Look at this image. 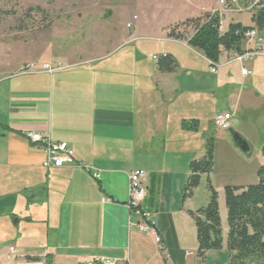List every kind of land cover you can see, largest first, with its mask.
Returning <instances> with one entry per match:
<instances>
[{
	"label": "crops",
	"instance_id": "1",
	"mask_svg": "<svg viewBox=\"0 0 264 264\" xmlns=\"http://www.w3.org/2000/svg\"><path fill=\"white\" fill-rule=\"evenodd\" d=\"M218 1L149 0L162 18L151 26L145 12L144 17L127 14L124 28L116 32L117 45L105 56L70 65L32 62L51 71L23 73L19 65L0 74V264H45L47 256L52 264L97 259L206 263L210 252L203 262L197 257L189 213L204 207L209 195L199 200L197 187L183 199L189 165L203 157L207 137L213 136L214 165L215 143L222 142L226 150L234 146L224 134L215 135L219 130L214 131L213 118L235 87H240V97L230 125L249 143L251 154L257 136L240 129L234 113L264 104V57L246 63L252 75L243 78L239 64H227L234 55L222 52L211 73L204 56L185 41L166 37L167 28L199 18ZM226 20L227 28L238 23L255 29L251 16L248 25ZM164 55L177 62L173 73L159 72L151 60ZM28 133L68 144L76 166L43 167L44 154L30 143ZM263 146L253 166L235 171L225 166V181H213L219 211L224 187L257 183ZM214 165L202 177L213 179ZM136 170L146 173L141 207L155 223L160 245L137 230V217L126 206L128 174ZM232 173L235 178H229Z\"/></svg>",
	"mask_w": 264,
	"mask_h": 264
},
{
	"label": "rangeland",
	"instance_id": "2",
	"mask_svg": "<svg viewBox=\"0 0 264 264\" xmlns=\"http://www.w3.org/2000/svg\"><path fill=\"white\" fill-rule=\"evenodd\" d=\"M147 1L149 0H0V74L6 75L19 65L21 68L27 63L33 64L32 62L54 60L70 65L105 56L117 45L119 39L116 38V32L124 28L122 22L127 14L133 13L137 17L148 15L152 19V22L149 21L151 26L157 22L154 19L159 21L162 18L156 13L157 9L149 6ZM216 1L218 0H195L199 4H211ZM214 6L215 9L218 8V5ZM249 16L236 15L228 20L232 18L248 25ZM226 22L227 20H224L222 24L224 30L227 28ZM239 88L235 87L233 96L218 107L219 112L233 113L234 105L238 104L240 97H237ZM234 114V121L240 123L239 128L249 134H255L257 140L251 142L252 154L249 158L234 146L226 150L222 142L215 143V177L210 180L212 186L213 181L218 185L228 177L225 175V166L232 171L253 166L256 153L264 144V104H255L252 108L241 107L238 113ZM217 134H224L226 139L230 140L227 132L216 131L215 135ZM232 174L229 178L236 177V173ZM197 192L199 200L205 201L208 195L206 177H202ZM216 193L218 194L217 191ZM220 200L223 245L221 250L209 253L205 264L228 262L227 216L223 191L220 193Z\"/></svg>",
	"mask_w": 264,
	"mask_h": 264
},
{
	"label": "trees",
	"instance_id": "3",
	"mask_svg": "<svg viewBox=\"0 0 264 264\" xmlns=\"http://www.w3.org/2000/svg\"><path fill=\"white\" fill-rule=\"evenodd\" d=\"M253 28L264 29V10L252 16ZM219 19L204 13L196 19L176 23L166 30V37L185 41L189 48L200 53L208 61L217 62L222 52L239 55L244 52V34L252 29L241 24H230L223 33L219 31ZM155 65L161 73H173L178 68L171 56L157 58ZM264 152V146H263ZM213 136L207 137L204 155L189 165L190 175L183 189V199L189 198L199 186L202 176L213 171ZM257 183L245 188L226 186L223 189L226 209L228 251L227 264H264V166L256 172ZM208 202L204 207L190 212L198 244L197 257L201 262L211 251L222 249L223 238L217 202V193L207 179ZM35 261L34 258H28ZM45 264H52L50 256Z\"/></svg>",
	"mask_w": 264,
	"mask_h": 264
},
{
	"label": "built area",
	"instance_id": "4",
	"mask_svg": "<svg viewBox=\"0 0 264 264\" xmlns=\"http://www.w3.org/2000/svg\"><path fill=\"white\" fill-rule=\"evenodd\" d=\"M264 10V0H219L218 8L210 10V16H217L219 19V31L223 29L224 20L236 16L248 14L251 16ZM135 17L132 18V21ZM127 29L132 28V22L128 23ZM245 44L248 46L244 49V52L239 55H234L227 64L237 63L241 66V77L247 78L252 75L251 70L244 65L249 61L264 57V29L257 31L256 29H250L244 34ZM186 44V43H185ZM152 61L157 60L156 57H151ZM207 60V59H206ZM208 61V60H207ZM210 66V72L215 73L218 65L216 62L208 61ZM46 66L38 67L35 64H27L24 66L23 73H35L40 70H47ZM51 71L50 69H48ZM232 115L230 113H219L213 118V125L219 131H228L231 129ZM27 137L30 143L37 146L44 154L43 167L60 169L66 166L75 165V155L73 150L68 144L62 142H52L49 136L41 135L37 133H28ZM76 166V165H75ZM97 178V177H96ZM146 173L142 170H136L128 174V200L127 208L133 212L137 217L136 228L137 230L154 240L158 245L161 241L157 234V228L155 223L151 221L150 216L145 212L141 204L146 195ZM13 249L10 248V251ZM90 264H127L124 262H115L110 259H97L90 262Z\"/></svg>",
	"mask_w": 264,
	"mask_h": 264
},
{
	"label": "water",
	"instance_id": "5",
	"mask_svg": "<svg viewBox=\"0 0 264 264\" xmlns=\"http://www.w3.org/2000/svg\"><path fill=\"white\" fill-rule=\"evenodd\" d=\"M228 133L235 148L240 151L245 157H249L251 154V147L249 143L232 129L228 130Z\"/></svg>",
	"mask_w": 264,
	"mask_h": 264
}]
</instances>
